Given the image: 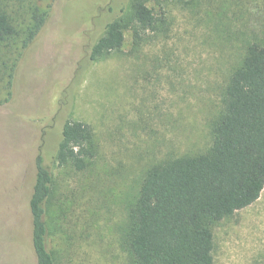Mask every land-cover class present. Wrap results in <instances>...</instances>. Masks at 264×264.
I'll return each instance as SVG.
<instances>
[{"label":"rangeland","instance_id":"1","mask_svg":"<svg viewBox=\"0 0 264 264\" xmlns=\"http://www.w3.org/2000/svg\"><path fill=\"white\" fill-rule=\"evenodd\" d=\"M57 1L0 107V264H37L28 204L38 156L52 171L57 264H131L127 232L144 178L208 151L229 76L249 44H264V0H145L162 22L139 42L131 0ZM113 17L125 27L122 47L86 67L88 44ZM67 121L92 130L82 171L52 162ZM214 237L215 264H264V189Z\"/></svg>","mask_w":264,"mask_h":264},{"label":"trees","instance_id":"2","mask_svg":"<svg viewBox=\"0 0 264 264\" xmlns=\"http://www.w3.org/2000/svg\"><path fill=\"white\" fill-rule=\"evenodd\" d=\"M38 1L0 0V85L4 83L5 92L0 107L12 99L16 68L58 2L51 0L48 10L41 9ZM130 7L137 25L135 42L142 40V33L158 30L162 21L145 0H131ZM124 10L122 6L119 12ZM124 30L120 18L105 21L101 35L95 33L86 48L85 66L118 51ZM222 105L207 152L169 160L144 178L127 232L131 264H215L216 226L260 197L264 189L263 43L248 45L241 66L228 78ZM93 140L87 124L65 122L53 164L84 170ZM35 167L28 204L32 248L37 264H57L48 248L52 171L42 156L36 158Z\"/></svg>","mask_w":264,"mask_h":264}]
</instances>
